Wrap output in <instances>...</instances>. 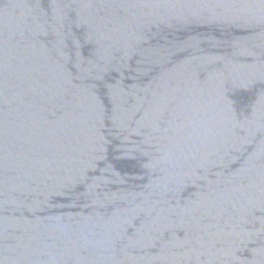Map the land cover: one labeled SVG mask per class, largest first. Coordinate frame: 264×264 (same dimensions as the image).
Masks as SVG:
<instances>
[{
    "label": "water",
    "instance_id": "95a60500",
    "mask_svg": "<svg viewBox=\"0 0 264 264\" xmlns=\"http://www.w3.org/2000/svg\"><path fill=\"white\" fill-rule=\"evenodd\" d=\"M0 264H264V0H0Z\"/></svg>",
    "mask_w": 264,
    "mask_h": 264
}]
</instances>
